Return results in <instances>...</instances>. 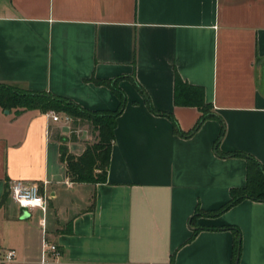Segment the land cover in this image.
Returning <instances> with one entry per match:
<instances>
[{
    "label": "crops",
    "instance_id": "0c3cea01",
    "mask_svg": "<svg viewBox=\"0 0 264 264\" xmlns=\"http://www.w3.org/2000/svg\"><path fill=\"white\" fill-rule=\"evenodd\" d=\"M177 75L202 87L216 113L189 136L135 83L189 130L202 111L175 102ZM115 78L127 102L106 181L70 178L55 137L69 125L0 106V255L14 249L0 264H39L43 213L12 200L14 178L47 196L59 264H264V201L244 198L191 223L198 207H219L246 182L247 159L216 150L223 124L222 151L264 162V0H0V82L116 109L119 96L98 82ZM68 146L80 154L86 144ZM227 225L240 228L238 258Z\"/></svg>",
    "mask_w": 264,
    "mask_h": 264
},
{
    "label": "trees",
    "instance_id": "16d2710c",
    "mask_svg": "<svg viewBox=\"0 0 264 264\" xmlns=\"http://www.w3.org/2000/svg\"><path fill=\"white\" fill-rule=\"evenodd\" d=\"M98 82L108 84L119 96L120 104L116 109H91L66 96L44 90L23 89L10 83L0 82V106L2 108H16V113L22 109L29 108H37L44 112L51 109L62 111L72 116L74 124L87 122L98 131V140L93 143H86L85 150L80 154L72 152L68 146L69 140H79L75 126L72 127L70 135L60 134L58 131L55 132V137L59 140L60 160L66 163L70 178L78 182L107 180L117 118L122 113L127 102V95L122 87H120L118 78L102 79L98 80ZM135 83L145 95L150 109L156 113L168 115L172 119L174 131L178 134L189 136L200 127L206 118L216 116V113L211 110L212 105L205 101L203 88L187 83L177 75L175 81V102L178 104H195L202 111L196 124L191 129L184 130L172 112L156 108L144 87L137 80H135ZM224 129L225 124H223L220 135L216 140V150L221 155H240L247 159L246 182L242 186L231 187L230 198L219 207L214 209H202L198 207L191 217L192 224L198 215H219L244 198L264 201V162L254 154L244 150L222 151L219 148V141L224 133ZM7 193L8 191L4 192L5 195ZM227 227L232 228L236 234L235 255L238 258L241 250L240 228L237 225H227ZM199 229L200 227L194 228L192 237L197 234Z\"/></svg>",
    "mask_w": 264,
    "mask_h": 264
},
{
    "label": "built area",
    "instance_id": "2783aa9c",
    "mask_svg": "<svg viewBox=\"0 0 264 264\" xmlns=\"http://www.w3.org/2000/svg\"><path fill=\"white\" fill-rule=\"evenodd\" d=\"M47 116L51 121L69 123L72 116L66 112L48 110ZM46 180L44 179V183ZM9 194L12 200L22 209L39 208L43 215L40 218L42 225L41 251L39 264H59L60 251L58 245L47 237L45 230V212L48 207L47 196L39 189L36 182L28 181L23 178H14L9 183ZM14 256V249H6L3 253V260H11Z\"/></svg>",
    "mask_w": 264,
    "mask_h": 264
},
{
    "label": "rangeland",
    "instance_id": "374dc122",
    "mask_svg": "<svg viewBox=\"0 0 264 264\" xmlns=\"http://www.w3.org/2000/svg\"><path fill=\"white\" fill-rule=\"evenodd\" d=\"M6 109L5 108L3 111L6 112ZM59 112H62V111H59ZM60 125H69L70 126V129L68 130L69 131V135L71 134V130H72V127L75 126L76 128V133L79 135V139L81 141H84V143H88V142H95L98 140V131L95 130L93 128V126L90 124V123H80V124H74L73 121H70L69 123H64V122H60ZM96 171H99V170H96ZM10 197H8L9 199ZM11 200V199H10ZM0 257H2V254L0 255Z\"/></svg>",
    "mask_w": 264,
    "mask_h": 264
},
{
    "label": "water",
    "instance_id": "95a60500",
    "mask_svg": "<svg viewBox=\"0 0 264 264\" xmlns=\"http://www.w3.org/2000/svg\"><path fill=\"white\" fill-rule=\"evenodd\" d=\"M6 112H8V109H6ZM29 215V212L27 210H24L21 214V217H27Z\"/></svg>",
    "mask_w": 264,
    "mask_h": 264
}]
</instances>
